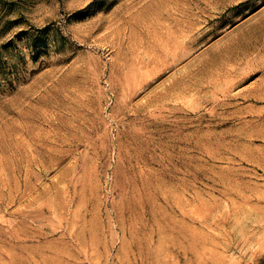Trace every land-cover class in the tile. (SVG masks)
Listing matches in <instances>:
<instances>
[{"label": "rangeland", "instance_id": "374dc122", "mask_svg": "<svg viewBox=\"0 0 264 264\" xmlns=\"http://www.w3.org/2000/svg\"><path fill=\"white\" fill-rule=\"evenodd\" d=\"M0 264H264V0H0Z\"/></svg>", "mask_w": 264, "mask_h": 264}]
</instances>
